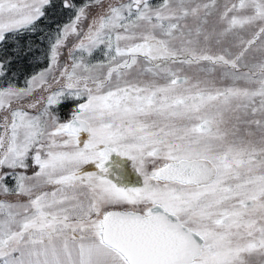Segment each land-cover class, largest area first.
Instances as JSON below:
<instances>
[{"label":"snow or ice","instance_id":"obj_1","mask_svg":"<svg viewBox=\"0 0 264 264\" xmlns=\"http://www.w3.org/2000/svg\"><path fill=\"white\" fill-rule=\"evenodd\" d=\"M56 8L0 0V264H264V0Z\"/></svg>","mask_w":264,"mask_h":264},{"label":"trees","instance_id":"obj_2","mask_svg":"<svg viewBox=\"0 0 264 264\" xmlns=\"http://www.w3.org/2000/svg\"><path fill=\"white\" fill-rule=\"evenodd\" d=\"M77 2H79V0H77ZM55 3L57 5V8L56 9H49V13L51 14V13H53L55 11L56 12V15H55L54 18L56 20L61 19V18H64V16H66L67 13H65L64 15H60L59 14V11H58L59 10L60 0H55ZM41 26L45 30H47L48 28L52 27V25L50 23H45L44 21H41ZM40 38H41L40 37V33H37L35 36L28 35V37H26L25 41H28L29 46L38 47L40 49V52H41L43 50H46V44L45 45H41L39 43V39ZM6 50L7 51H10L11 49L10 48H7V46H6ZM5 54H6L5 53V50L0 49V57H3ZM34 63L35 62L32 61L31 57H29L28 59L20 58V59L16 60V62L11 65V68H12V70H17L16 73L18 75L19 71H21V73H23V71H24L23 69H27L29 67H32L34 65ZM67 105H70V104H65L64 106H67ZM65 115H66V112L64 110L63 112H61V118L63 119V117Z\"/></svg>","mask_w":264,"mask_h":264},{"label":"rangeland","instance_id":"obj_3","mask_svg":"<svg viewBox=\"0 0 264 264\" xmlns=\"http://www.w3.org/2000/svg\"><path fill=\"white\" fill-rule=\"evenodd\" d=\"M153 2L156 3V2H158V0H153ZM66 18H67V15L64 16V18H61V19H58V20H60V21H64ZM26 37H28V35L25 36L24 41H25ZM26 42L28 43V41H26ZM45 51H46V50H43V51H41V53H43V52H45ZM94 59H102V57H101V55H100L99 53H97V54L95 55ZM39 60H40V62H41L40 65H35V63H34V65H33L32 67H29V68H27V69H23V70H24L23 73H21V71H19L18 76L20 77V83H21V84L23 83L24 75H26V74H30L31 72L38 70L39 67L43 66L44 56H43V55H40V56H39ZM13 71L16 73L17 70H13ZM16 74H17V73H16ZM20 74H21V75H20ZM253 264H259L257 258H253Z\"/></svg>","mask_w":264,"mask_h":264},{"label":"flooded vegetation","instance_id":"obj_4","mask_svg":"<svg viewBox=\"0 0 264 264\" xmlns=\"http://www.w3.org/2000/svg\"><path fill=\"white\" fill-rule=\"evenodd\" d=\"M72 107V105H67V106H64L62 107L61 109V112H63L65 110L66 112V115L63 117V119H67L68 118V114H69V109ZM133 182H135L136 180V177L135 175L133 174V176L130 178Z\"/></svg>","mask_w":264,"mask_h":264}]
</instances>
